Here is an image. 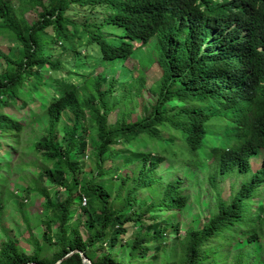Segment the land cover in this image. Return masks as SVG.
I'll list each match as a JSON object with an SVG mask.
<instances>
[{"label": "trees", "instance_id": "16d2710c", "mask_svg": "<svg viewBox=\"0 0 264 264\" xmlns=\"http://www.w3.org/2000/svg\"><path fill=\"white\" fill-rule=\"evenodd\" d=\"M0 35V264H264V0H0Z\"/></svg>", "mask_w": 264, "mask_h": 264}, {"label": "rangeland", "instance_id": "374dc122", "mask_svg": "<svg viewBox=\"0 0 264 264\" xmlns=\"http://www.w3.org/2000/svg\"><path fill=\"white\" fill-rule=\"evenodd\" d=\"M9 1L13 6L17 5V0H6ZM10 47V44L7 43L6 40L1 38L0 35V50H2L3 52H7L5 51L6 49H8ZM12 47V46H11ZM10 47V48H11ZM135 64V61L133 59H131L128 62V66H132ZM120 65H117L115 67H113V69L110 70L109 72V76H115L116 74H119L120 71ZM159 77L158 71H156L154 68L150 69V71L147 73L146 76V85H150L151 82H153L154 80H156ZM117 110L113 112V115H116ZM33 137L39 138L40 134L37 132L33 133ZM35 138V139H36ZM23 149H25V145H23ZM9 151L10 153H13V149L12 148H7L3 149L0 153V165L2 166V168L0 169V174L3 175V179H6V175L7 172L5 171V166L4 165V161L8 160V157L5 155L7 151ZM21 156L19 158V160L17 161L18 163H22V164H26V166L21 167V171L20 174L22 175V181L20 179H18V174L16 172H9V186L7 188L8 190V194L6 196H4L3 200H4V212L1 214V221L2 224L5 226V231L7 232V234L10 237H14L19 239V242L21 244V246L26 247L27 251L30 252L31 250V245L28 242V231L25 227V224H23L20 221V213L17 212V209L15 207H17V201L22 199V193L19 191V189L17 188L18 184L23 186V189H40L43 187H45L43 184H39L38 182H34V172L35 171V167H41L44 165H48L49 161H43V163H41L39 160H36V157H34L33 155H30L27 151H22L21 154L19 155ZM85 161V160H84ZM132 168V167H131ZM177 177L181 178L182 174L179 172L176 174ZM235 178H230L229 181L232 182V180L234 181ZM250 179V176L247 174L243 175L242 177H240L238 179V182H240L241 180L244 182H247ZM197 181L198 184L196 185H192V187L190 186V190H189V194H195L196 192L200 193L199 196V200H200V204L199 205H194V209L192 212L186 213L185 216H183L181 219H179V222L181 224H186L189 223V221L192 218H201L203 219V215L205 214L206 211V207L208 205V202L210 201V196L208 193H205L207 190L209 191V185L208 182L205 180V176L203 175V173H199L197 175ZM237 182V181H234ZM230 183V182H229ZM220 188H222V191L224 192L223 195L227 196V194L229 193V186H228V181H225L220 184L219 186ZM51 195L55 194V190H48ZM23 200V199H22ZM38 202V201H37ZM37 202L34 203L32 205V207H30L29 209L31 210L32 214H34V212H36L37 209ZM34 216V215H33ZM78 216V213L76 214V217ZM35 223L34 222H30V226H33ZM129 232L132 230L130 228ZM136 232L137 230L133 229L132 232ZM32 232V231H31ZM34 237H37L38 235L36 233H33ZM1 238V237H0ZM233 245H236V242H232ZM237 246V245H236ZM113 258H118L119 255L124 257L122 255L121 252H114L113 254Z\"/></svg>", "mask_w": 264, "mask_h": 264}, {"label": "water", "instance_id": "95a60500", "mask_svg": "<svg viewBox=\"0 0 264 264\" xmlns=\"http://www.w3.org/2000/svg\"><path fill=\"white\" fill-rule=\"evenodd\" d=\"M79 254H80L81 257H82V261H83L84 264H91L90 261L87 260V259L82 255V253H79Z\"/></svg>", "mask_w": 264, "mask_h": 264}, {"label": "built area", "instance_id": "2783aa9c", "mask_svg": "<svg viewBox=\"0 0 264 264\" xmlns=\"http://www.w3.org/2000/svg\"><path fill=\"white\" fill-rule=\"evenodd\" d=\"M85 204H86V199L82 198V204L81 205L85 206Z\"/></svg>", "mask_w": 264, "mask_h": 264}]
</instances>
